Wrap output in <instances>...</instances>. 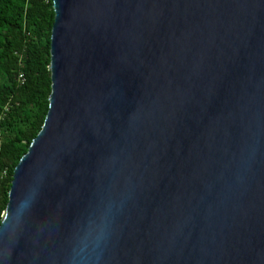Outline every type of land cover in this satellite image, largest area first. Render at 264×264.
<instances>
[{"label": "water", "instance_id": "obj_1", "mask_svg": "<svg viewBox=\"0 0 264 264\" xmlns=\"http://www.w3.org/2000/svg\"><path fill=\"white\" fill-rule=\"evenodd\" d=\"M52 7L0 264H264V0Z\"/></svg>", "mask_w": 264, "mask_h": 264}, {"label": "trees", "instance_id": "obj_2", "mask_svg": "<svg viewBox=\"0 0 264 264\" xmlns=\"http://www.w3.org/2000/svg\"><path fill=\"white\" fill-rule=\"evenodd\" d=\"M53 20L52 0H0V219L14 167L48 110Z\"/></svg>", "mask_w": 264, "mask_h": 264}, {"label": "built area", "instance_id": "obj_3", "mask_svg": "<svg viewBox=\"0 0 264 264\" xmlns=\"http://www.w3.org/2000/svg\"><path fill=\"white\" fill-rule=\"evenodd\" d=\"M20 77H21V75H20Z\"/></svg>", "mask_w": 264, "mask_h": 264}]
</instances>
